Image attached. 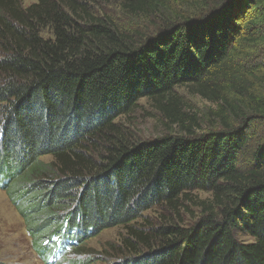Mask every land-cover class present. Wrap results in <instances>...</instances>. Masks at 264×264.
Segmentation results:
<instances>
[{
	"label": "trees",
	"instance_id": "1",
	"mask_svg": "<svg viewBox=\"0 0 264 264\" xmlns=\"http://www.w3.org/2000/svg\"><path fill=\"white\" fill-rule=\"evenodd\" d=\"M96 1L0 0V188L36 250L49 260L54 243L123 226L114 264H264V0H193L139 39L93 14ZM178 86L217 103L222 128H191ZM143 98L185 134H125L117 119ZM195 190L213 195L195 225L139 224L158 206L179 214Z\"/></svg>",
	"mask_w": 264,
	"mask_h": 264
},
{
	"label": "rangeland",
	"instance_id": "2",
	"mask_svg": "<svg viewBox=\"0 0 264 264\" xmlns=\"http://www.w3.org/2000/svg\"><path fill=\"white\" fill-rule=\"evenodd\" d=\"M18 1L22 7L27 8L39 0ZM190 4H193V0H167L165 11L162 7L156 14H134L123 7V0H97L90 5V10L95 15L109 17L120 30L139 39L156 32L162 18L170 17L173 9L191 14L193 10L189 8ZM174 19L172 17V20ZM42 34L49 38L52 31L46 27L43 28ZM1 52L0 49V55ZM259 77L261 78L256 81V87L264 90V75L261 74ZM175 91L184 101L186 112L196 118L199 127L194 124L190 127H194L197 133L222 128L221 119L213 112L218 109L217 103L194 93L186 86H178ZM117 122L125 134H131L139 141L155 140L169 134H185L179 125L168 122L147 98L141 99L130 113L119 117ZM258 126L257 132L263 134L264 125L258 123ZM43 159L49 161L52 157L45 156ZM191 195V201L184 200L179 214L168 207L158 206L148 210L144 215L148 220L140 219L139 224L143 222L142 226L146 224L148 227L160 225L167 220H176L183 225H195L206 216L200 202H211L213 195L204 190H195ZM126 232L125 227L117 226L102 230L97 235L84 239L80 244L71 242L63 247V243L60 242L57 247V243H54L50 250H43L46 258H51L45 260L35 248L22 211L9 194L0 188V264H114L120 258L119 254L123 252L122 239ZM237 236L244 242L253 241L251 236L244 233H237Z\"/></svg>",
	"mask_w": 264,
	"mask_h": 264
}]
</instances>
